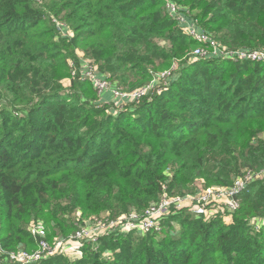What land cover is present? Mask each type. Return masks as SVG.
<instances>
[{
	"label": "trees",
	"instance_id": "16d2710c",
	"mask_svg": "<svg viewBox=\"0 0 264 264\" xmlns=\"http://www.w3.org/2000/svg\"><path fill=\"white\" fill-rule=\"evenodd\" d=\"M175 1L221 45L264 48V0ZM162 3L0 0L5 250L35 249L30 227L39 221L52 243L100 213H142L164 192L227 188L264 167V62L184 58L197 43ZM77 51L127 90L177 67L166 87L118 107L71 77ZM238 203L211 217L172 211L159 230L108 233L84 244L81 257L39 264H264V177Z\"/></svg>",
	"mask_w": 264,
	"mask_h": 264
},
{
	"label": "built area",
	"instance_id": "2783aa9c",
	"mask_svg": "<svg viewBox=\"0 0 264 264\" xmlns=\"http://www.w3.org/2000/svg\"><path fill=\"white\" fill-rule=\"evenodd\" d=\"M167 15L178 22L181 30L188 37H191L197 46L190 52L194 58L215 57L225 60H242L252 62H264V48L245 49L229 48L221 45L211 32L200 29L197 22L189 18L181 11L174 0H162ZM58 22L56 25L61 30L65 29ZM67 35V34H66ZM71 77H77L81 80H87L91 83L97 94L102 95L108 91L114 104L120 107L131 100H138L152 95L160 85L166 87L167 83L173 77V69L163 70L154 74L151 81L143 84L134 90L122 89L112 84L107 78L101 76L97 68L91 61L79 57V63L70 62ZM101 98V97H100ZM102 100V98H101ZM108 100V101H109ZM104 101V100H102ZM104 101V102H108ZM109 104V103H107ZM264 176V167L257 172L245 171V173L236 178L233 183L227 187H206L193 194H169L164 192L159 200L151 203L142 213L131 211L126 215L115 218L109 217L108 212L100 216H92L84 221L68 237H54L52 243L46 240V230L42 222L33 223L30 227V234L36 239V248L27 251L24 248L15 250H5L0 241V264L3 259L14 264H39L42 259L61 254L66 256L81 257L83 245L94 243L96 240L108 233L121 232L127 233L135 231L145 233L150 230H159L160 221L172 211L184 209L197 216L211 217L215 215L218 209L224 212H234L238 206V196L245 190L248 184ZM216 201L221 204H208L210 201ZM209 208H212L210 210Z\"/></svg>",
	"mask_w": 264,
	"mask_h": 264
},
{
	"label": "rangeland",
	"instance_id": "374dc122",
	"mask_svg": "<svg viewBox=\"0 0 264 264\" xmlns=\"http://www.w3.org/2000/svg\"><path fill=\"white\" fill-rule=\"evenodd\" d=\"M174 2L177 4V6L180 8V5L174 0ZM162 5H163V7H164V2L162 3ZM186 8V7H185ZM165 9V8H164ZM187 9V8H186ZM181 11L182 12H184L187 16H191L190 14H188V11L186 10L185 11V9H181ZM172 19V18H171ZM174 21H175V23H176V25H178V22L175 20V19H173ZM52 21H53V23H55V24H57L58 22H61V21H59V19H54L53 18V16H52ZM197 22V21H196ZM56 26V25H55ZM58 27V26H57ZM57 31H59V28H58V30ZM71 33V32H70ZM62 34L63 35H66L67 33L63 30L62 31ZM213 34V33H212ZM186 35V34H185ZM214 35V34H213ZM214 37H215V35H214ZM196 46H197V44H196ZM256 49V48H255ZM189 52V55H185L184 56V58H186V57H189V56H192L191 55V51H188ZM175 67V65H171L170 67H168V68H165V69H163V70H169V69H173ZM163 70H161V71H163ZM64 83H66V86H67V84H68V82H67V80H64L63 81ZM68 87V86H67ZM109 99H111V96H110V98ZM100 100H101V98L99 97V99H98V101L100 102ZM106 103H109V104H111V105H113V106H115V104H114V100H109L108 102H106ZM113 111H115V110H113ZM264 176H262V177H260L259 179H262ZM221 204V203H218V202H216V201H210L208 204H212V205H215V204ZM106 213V212H105ZM105 213H100L98 216H100V215H103V214H105ZM229 218H226V220H224L223 219V221H227V222H229ZM175 227L177 228V226L175 225ZM46 233H47V231H46ZM54 239V238H53ZM22 248V247H21ZM66 256V255H65ZM67 257H69L70 259H72L74 256H72V255H70V256H67Z\"/></svg>",
	"mask_w": 264,
	"mask_h": 264
},
{
	"label": "crops",
	"instance_id": "0c3cea01",
	"mask_svg": "<svg viewBox=\"0 0 264 264\" xmlns=\"http://www.w3.org/2000/svg\"><path fill=\"white\" fill-rule=\"evenodd\" d=\"M77 53H78V56L81 58L82 53L79 52V51H77ZM100 97L102 98V100H104V101H108L109 98H110V93H109L108 91L103 92V94L100 95Z\"/></svg>",
	"mask_w": 264,
	"mask_h": 264
}]
</instances>
